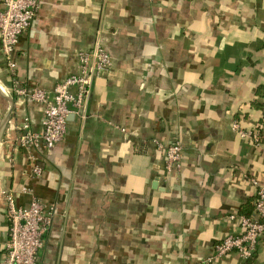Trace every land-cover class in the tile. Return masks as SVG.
Segmentation results:
<instances>
[{
	"label": "crops",
	"instance_id": "0c3cea01",
	"mask_svg": "<svg viewBox=\"0 0 264 264\" xmlns=\"http://www.w3.org/2000/svg\"><path fill=\"white\" fill-rule=\"evenodd\" d=\"M20 37L14 72L0 45V261L10 237L6 194L56 207L37 264H264L209 261L242 232L264 186V0H40ZM4 9L0 0V11ZM96 46L111 57L84 116L71 115L51 152L15 148L26 119L41 132L44 106L14 93L55 86ZM14 76V77H12ZM258 132L259 146L233 129ZM258 129V131H256ZM184 148L167 172V146ZM32 190L31 193L24 189ZM236 219L232 220L231 217Z\"/></svg>",
	"mask_w": 264,
	"mask_h": 264
},
{
	"label": "built area",
	"instance_id": "2783aa9c",
	"mask_svg": "<svg viewBox=\"0 0 264 264\" xmlns=\"http://www.w3.org/2000/svg\"><path fill=\"white\" fill-rule=\"evenodd\" d=\"M40 0H3L4 9L0 11V45L7 67L12 72L17 67L14 58L20 37L31 27L39 11ZM111 66V57L101 46L79 54V72L57 84L52 93L32 87L14 90L20 97L44 106V119L41 132L29 131L28 119L25 120L15 140V148L27 152L32 162V174L40 178L42 168L35 163L33 152L44 150L51 152L66 137L68 119L71 115L84 116L91 97L95 80L107 72ZM233 129L253 145L261 144L258 132L245 131L239 122L234 121ZM159 150L165 153L167 172L180 171L183 165L184 148L176 141L165 146L155 142ZM251 183L258 187L254 210L249 216L239 217L242 232L223 238L214 248L209 259L225 258L236 254L242 260L252 259L264 236V186L254 178ZM31 193L32 190L24 189ZM7 218L10 237L6 246V256L0 264H37L38 256L44 248L45 236L53 226L56 215L54 205H46L34 197L26 207H18L12 194H6ZM232 220L236 217L232 216Z\"/></svg>",
	"mask_w": 264,
	"mask_h": 264
},
{
	"label": "water",
	"instance_id": "95a60500",
	"mask_svg": "<svg viewBox=\"0 0 264 264\" xmlns=\"http://www.w3.org/2000/svg\"><path fill=\"white\" fill-rule=\"evenodd\" d=\"M10 105H11V108L9 110V112L7 113V115L5 116L1 126H0V139H1V136L6 128V126L8 125L9 121H10V117H11V113H12V110H13V103L10 102Z\"/></svg>",
	"mask_w": 264,
	"mask_h": 264
},
{
	"label": "trees",
	"instance_id": "16d2710c",
	"mask_svg": "<svg viewBox=\"0 0 264 264\" xmlns=\"http://www.w3.org/2000/svg\"><path fill=\"white\" fill-rule=\"evenodd\" d=\"M12 77H14V76H12ZM261 93H263V95H264V86L259 88V90L257 91L258 95L261 94ZM253 105H254L255 108H260V109H263V107H264L263 104H260L258 102H254ZM256 131H258V129Z\"/></svg>",
	"mask_w": 264,
	"mask_h": 264
}]
</instances>
